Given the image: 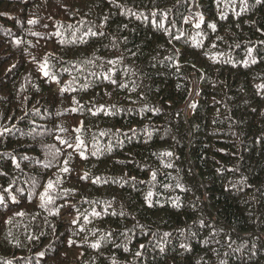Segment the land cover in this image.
<instances>
[{"label":"trees","instance_id":"1","mask_svg":"<svg viewBox=\"0 0 264 264\" xmlns=\"http://www.w3.org/2000/svg\"><path fill=\"white\" fill-rule=\"evenodd\" d=\"M261 85L264 0H0V264H264Z\"/></svg>","mask_w":264,"mask_h":264},{"label":"snow or ice","instance_id":"2","mask_svg":"<svg viewBox=\"0 0 264 264\" xmlns=\"http://www.w3.org/2000/svg\"><path fill=\"white\" fill-rule=\"evenodd\" d=\"M201 21H203V17H201ZM32 22H34V21H29V23H32ZM200 25H199V23L196 25V27H199ZM209 27H212V28H214L215 27V25H209ZM93 35H96V33H93ZM251 52V50H249V53ZM109 63H113L112 61H109ZM47 68V63L45 62L44 64H42L41 65V70L44 72V75L45 76H48L49 75V73H48V71H46L45 69ZM52 79L53 80H56V77L55 76H52ZM260 87H264V85H261ZM73 111H75V109H73ZM6 131V130H5ZM77 141H78V143L75 145V147L77 148V149H80V148H82V146H83V141L82 140H80V138L79 137H77ZM61 143H66L65 141H61ZM68 147H73V145H71V144H69L68 145ZM80 155H81V157L83 158L84 157V153L81 151L80 152ZM92 155H96V153L95 152H93L92 153ZM166 155H170V153H166ZM67 164H68V161L67 160H65V164H64V167H62L61 168V171L62 172H64V173H67V172H69L70 171V169L68 168V166H67ZM99 178H97V180H98ZM53 182L51 181V180H49L48 181V183H47V185L45 186V190H44V192L43 193H41V201L42 202H45V201H47V202H51V200H52V197L51 196H49V190L50 189H52L53 188ZM149 196H151V193H149L148 194ZM92 215H99V213L98 212H96L95 211V209H93L92 210ZM85 219L87 220V217H85ZM94 247H95V245H93Z\"/></svg>","mask_w":264,"mask_h":264}]
</instances>
